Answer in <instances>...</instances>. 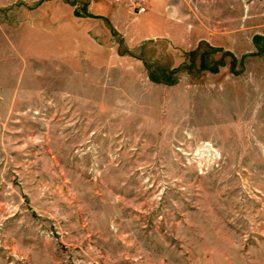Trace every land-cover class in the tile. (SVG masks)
<instances>
[{
  "label": "rangeland",
  "instance_id": "rangeland-1",
  "mask_svg": "<svg viewBox=\"0 0 264 264\" xmlns=\"http://www.w3.org/2000/svg\"><path fill=\"white\" fill-rule=\"evenodd\" d=\"M4 1L0 264H264V0Z\"/></svg>",
  "mask_w": 264,
  "mask_h": 264
},
{
  "label": "built area",
  "instance_id": "built-area-1",
  "mask_svg": "<svg viewBox=\"0 0 264 264\" xmlns=\"http://www.w3.org/2000/svg\"><path fill=\"white\" fill-rule=\"evenodd\" d=\"M145 7H138V11H139V13H143V12H145Z\"/></svg>",
  "mask_w": 264,
  "mask_h": 264
},
{
  "label": "crops",
  "instance_id": "crops-1",
  "mask_svg": "<svg viewBox=\"0 0 264 264\" xmlns=\"http://www.w3.org/2000/svg\"><path fill=\"white\" fill-rule=\"evenodd\" d=\"M4 2H5V3H1V2H0V7H1V6L8 5V2H7V1H4Z\"/></svg>",
  "mask_w": 264,
  "mask_h": 264
}]
</instances>
